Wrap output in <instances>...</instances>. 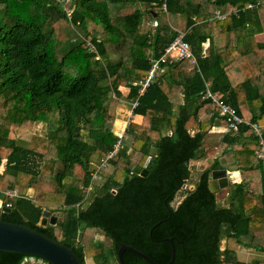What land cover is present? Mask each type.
Here are the masks:
<instances>
[{"label":"trees","instance_id":"trees-1","mask_svg":"<svg viewBox=\"0 0 264 264\" xmlns=\"http://www.w3.org/2000/svg\"><path fill=\"white\" fill-rule=\"evenodd\" d=\"M162 3L0 0V199L10 203L9 211L0 208V219L63 243L82 264L86 257L95 264H119L121 244L166 263L169 239L171 264H264L261 258L236 257L239 246L264 252V159L254 153L257 136L246 123L234 133L219 107L203 96L210 82V90L244 120L257 123L264 137V43L252 38L261 29L264 0H164L165 10ZM248 3L253 7L246 8ZM216 9L236 12L219 19ZM177 15L184 23L175 21ZM61 19L83 35L58 55L51 24ZM173 25L185 30L193 58L161 63L139 94L140 85L133 82L146 76L151 58L177 35ZM205 26L238 40L250 36L251 47L215 53L210 46L204 54ZM230 54L235 65L251 66V81L232 86L224 65ZM120 87L129 89L126 99L136 101L132 112L142 121H130L118 136L111 118ZM174 92L183 98L177 113L170 99ZM202 115L208 118L201 120ZM38 123L46 125V135L15 136L18 128L33 130ZM206 124L220 125L213 132L222 133L205 130ZM116 144L84 200L95 165ZM193 161L203 163L199 177L173 206L177 192L187 188L182 185ZM215 169L239 171L240 181L229 183L226 205L208 187ZM17 185L34 188V199L3 194ZM43 210L61 212L55 225H40ZM122 255L125 264H151L128 250ZM28 257L0 251V264H22Z\"/></svg>","mask_w":264,"mask_h":264},{"label":"crops","instance_id":"crops-1","mask_svg":"<svg viewBox=\"0 0 264 264\" xmlns=\"http://www.w3.org/2000/svg\"><path fill=\"white\" fill-rule=\"evenodd\" d=\"M260 19H261V24H260L261 29H258V30L255 29L252 33V38L256 42L264 43V15H262ZM175 21L182 24V23H184L185 19L182 16L177 15L175 18ZM154 22H156V20L150 21V24L152 26H155ZM177 26H179V25H173L172 27L175 31H180V27H177ZM202 31H204L206 33L205 40L202 43L204 54H208L207 48H210V46L215 53L222 52L227 47H234L235 46L236 47L235 49L240 50V51H245L247 46L251 47V37L247 36V35H245L244 37H240V39L238 40L234 33H232V35H231L230 33H228V31H221L219 29V27H217V26H214V27L205 26L202 29ZM231 55L232 54H230L228 56L227 62H225L224 65H225V69H226L228 78L232 82V86L241 84V82H243L244 80H250L251 81V77H252L251 66L248 64H247V66H245V64H242V62H238L235 65L234 64L235 63V61H234L235 57L231 56ZM206 83L209 84L210 82H206ZM128 91H129V89L127 87H120L121 95H120V97H116V99L113 103L114 104V112H113L114 116L111 118L112 124H113L112 130L118 136L122 135L124 129L126 128V126L128 125V123L130 121L135 122V123H140L142 121L141 115L133 114V112H132L133 102H130L126 99V95H127ZM170 99L173 102L174 112L177 113L178 112V106L183 102L182 94H180L179 92L171 93ZM207 118H208L207 115L201 116V120H206ZM36 126H39V128H40V129H38V131L43 132V130H44V132H46V125L44 123L43 124L38 123ZM219 126L220 125H218V124H206V126L204 128H205V130L211 128L209 132H213V131L218 130ZM195 130H198V129H192V130H190V133H192ZM23 131H25V129L18 128L15 132V136L20 135V137L18 136L19 138L29 139L30 135H31L30 133H28L29 131L26 130V132L22 133ZM26 133H28V134H26ZM213 133L220 134L222 132H219V133L213 132ZM21 134H23L25 138L22 137ZM39 135H41V134H39ZM217 155H219V153H216V156ZM194 163H196V164H194ZM199 164H200L199 161H193L191 166L196 165L199 167ZM199 168H202V167H199ZM233 172H236V174H237L234 181L239 182L240 181L239 171L233 170ZM232 178H233V176H232ZM27 190L30 191L29 188ZM27 196H28L27 198H30L29 195H27ZM239 248L245 249L246 247L239 246L236 249V257H237V253L239 251ZM249 249H251V259L249 261H253L255 258L264 259V252H259V251L255 250L254 248H249ZM237 259L239 260L238 257H237ZM249 261H247V262H249Z\"/></svg>","mask_w":264,"mask_h":264},{"label":"water","instance_id":"water-1","mask_svg":"<svg viewBox=\"0 0 264 264\" xmlns=\"http://www.w3.org/2000/svg\"><path fill=\"white\" fill-rule=\"evenodd\" d=\"M144 169L141 175H144ZM226 169H215L211 171L208 179V187L211 191L228 187L232 181L231 176H228ZM211 183H215L212 187ZM0 208L4 211H9V208L2 204L0 199ZM57 216L51 214L48 210H43L40 217V225L52 224L55 225ZM171 258L166 263H156L143 252L133 248L132 246L121 244L117 250L119 264H125L123 259V251H131L140 257L144 258L151 264H171L174 258V245L171 239ZM0 251L15 252L32 257H37L50 264H82V262L73 253L72 249L59 241L49 238L47 235L31 229L27 226L7 222L0 219Z\"/></svg>","mask_w":264,"mask_h":264},{"label":"built area","instance_id":"built-area-1","mask_svg":"<svg viewBox=\"0 0 264 264\" xmlns=\"http://www.w3.org/2000/svg\"><path fill=\"white\" fill-rule=\"evenodd\" d=\"M251 7H253L252 3H248L246 5V8H251ZM162 8H163V10H165L164 0L162 3ZM65 12H66L67 18L70 19L71 10L66 7ZM235 12H236V10L221 12L220 10L216 9L214 11V15L219 19H223L227 15L233 14ZM154 25H156V22H154ZM184 36H185V31L184 32L177 31V35L165 47L163 53L159 57L151 58V66H150L146 76L140 81L133 82L134 84L140 85V88L138 91L139 94H141L144 91V89L148 86V84L153 81L154 74H155L156 70H158L160 68L159 66L161 63L177 62L179 60H182L184 58H189V57L193 58L191 46L184 39ZM90 48L92 49V45H90ZM208 85H209L208 83H205V90L203 92V96L209 98L210 101H212L213 103H215L219 107L220 113L227 117V122H228L227 127L230 128L234 133L238 132L239 125H241L243 123L248 124L252 128L253 134L255 136H257V143H258V147L254 153L258 159H264V137L261 134L260 126L255 122H253V123L248 122V121L244 120L242 117H240L236 113L235 108L232 107L230 104L226 103L225 100L219 98L215 93H213L210 90ZM134 105H136V101H133V106ZM117 148H118V145L116 144L114 149L112 151L108 152L105 155V157L101 158L100 162L95 165V170L91 174V179L92 178H93V180L96 178L98 179L99 170L106 166L108 159L111 158L112 156H114V154L117 151ZM92 181L90 180V182L85 186V191H83L84 192V200L87 198L88 194L92 191V186H93ZM3 194L5 196H9V197H14V196L22 197V196H24L15 188H10V189L5 190L3 192ZM80 204H83V200H81L80 203H77V206ZM9 205H10V203L5 204L6 207H9Z\"/></svg>","mask_w":264,"mask_h":264},{"label":"rangeland","instance_id":"rangeland-1","mask_svg":"<svg viewBox=\"0 0 264 264\" xmlns=\"http://www.w3.org/2000/svg\"><path fill=\"white\" fill-rule=\"evenodd\" d=\"M146 16V15H145ZM144 19H147V16L146 17H144ZM51 26H52V28L54 29V32L56 33V35H58V38H57V40H58V42L60 43V46L58 47L57 46V48H59V50H58V55H60L61 54V50H63L64 48V46H66L67 44H68V42L71 40V41H73V39L74 38H77V37H79V34L80 35H83V31L80 29V28H72L64 19H61V20H59L58 22H54V23H52L51 24ZM91 28V26H89V29ZM68 30H70V31H68ZM180 31L181 32H184L185 30L184 29H182V28H180ZM76 32H77V34H76ZM77 39H79V38H77ZM64 45V46H63ZM113 112H114V109H113ZM113 116H114V114H113ZM112 120V119H111ZM110 120V121H111ZM113 126L111 125V128H112ZM35 129V130H34ZM38 129H40L39 128V126H36V127H34L33 128V130H27V131H29L28 133H30L31 135L33 134V133H35V134H41L40 136H43V135H46V132H44V130H43V132L42 131H38ZM24 132H26V129H25V131H23L22 133H24ZM38 132V133H37ZM28 133H26V134H28ZM30 135V136H31ZM19 137H20V135H18ZM21 136L22 137H24V135L23 134H21ZM28 137V136H27ZM25 138V137H24ZM115 155V154H114ZM194 164H196V163H194ZM202 165H203V163L202 162H200V164H199V167H202ZM198 166H196V165H194V166H191L190 167V178H189V180H188V182H185L183 185H182V188H185V187H187L186 189H181L180 191H178L177 192V194L175 195V197H174V200H173V202H172V205L173 206H176L177 204H178V202L181 200V198L183 197V195L184 194H186V192H187V190H188V188L189 189H192L193 187H194V185L193 184H195L196 183V181H197V178L199 177V174H200V168H199ZM112 171H113V167H112V165L111 166H109L108 167V169L106 170V174L107 175H110L111 173H112ZM232 172H233V170H231L229 173H228V176H231V178H232ZM144 173H145V171H144ZM106 175V176H107ZM234 178V177H233ZM232 178V180H233V182H234V180H235V178L233 179ZM237 179V178H236ZM93 180V178L91 179V181ZM95 180H97V179H95ZM73 182V181H72ZM71 182V183H72ZM90 182V181H89ZM88 182V183H89ZM92 183H93V181H92ZM79 186H81V185H79ZM229 186V185H228ZM82 187V186H81ZM12 188H15V189H17L21 194H23V195H25L26 197H28L27 195H29L30 196V198H33L34 199V196H35V190H34V188H29L30 189V191H28L27 189L28 188H25V187H23V186H21V185H17V186H15V187H12ZM92 190H93V186H92ZM83 191H85V187H83ZM115 188L114 189H111V192L112 193H115ZM227 194H228V187H226V188H222V189H218L217 191H216V198L218 199V202L221 204V205H226L227 204V202H228V199H227ZM90 195V194H89ZM85 205V204H84ZM51 214H53V215H56L57 217L61 214V212H53V213H51ZM95 239L96 240H98V241H102V239H103V236L101 235V234H96L95 235ZM224 246V239H222V241H221V248ZM237 257L240 259V260H243V261H249L250 259H251V249H249V248H245V249H242V248H239V251H238V253H237ZM111 261L113 262V263H115V258L114 257H111ZM22 264H44L43 263V261L41 260V259H36V258H34V257H28V258H25L24 260H23V262H22ZM85 264H95V261H94V259L92 258V257H86L85 258Z\"/></svg>","mask_w":264,"mask_h":264},{"label":"bare ground","instance_id":"bare-ground-1","mask_svg":"<svg viewBox=\"0 0 264 264\" xmlns=\"http://www.w3.org/2000/svg\"><path fill=\"white\" fill-rule=\"evenodd\" d=\"M211 185H212V187H214L215 186V183H211Z\"/></svg>","mask_w":264,"mask_h":264},{"label":"clouds","instance_id":"clouds-1","mask_svg":"<svg viewBox=\"0 0 264 264\" xmlns=\"http://www.w3.org/2000/svg\"><path fill=\"white\" fill-rule=\"evenodd\" d=\"M227 172H230V171L227 170ZM23 197H26V196H23Z\"/></svg>","mask_w":264,"mask_h":264}]
</instances>
